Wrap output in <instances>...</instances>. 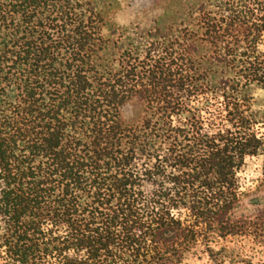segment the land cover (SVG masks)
<instances>
[{
  "label": "trees",
  "instance_id": "1",
  "mask_svg": "<svg viewBox=\"0 0 264 264\" xmlns=\"http://www.w3.org/2000/svg\"><path fill=\"white\" fill-rule=\"evenodd\" d=\"M176 2L129 28L107 0H0V264H180L201 226L264 237V196L239 213L237 186L264 151V0Z\"/></svg>",
  "mask_w": 264,
  "mask_h": 264
},
{
  "label": "rangeland",
  "instance_id": "2",
  "mask_svg": "<svg viewBox=\"0 0 264 264\" xmlns=\"http://www.w3.org/2000/svg\"><path fill=\"white\" fill-rule=\"evenodd\" d=\"M110 2L111 9L109 15L117 25L128 26L140 24L148 26L150 19L158 18L160 15L167 18L172 13H176L178 3L176 0H107ZM264 51V45L261 46ZM249 97L251 111H260L264 113V88L252 85L249 88ZM209 102L214 103L213 98ZM207 98H193L191 106L194 108L206 107ZM222 101L218 100L215 107L224 108ZM130 112V111H129ZM128 116L137 117V110L132 111ZM222 116L218 120V125L213 131L228 128L224 116L225 113L220 112ZM131 114V115H130ZM261 116H257L254 130L259 136L264 135V124H262ZM209 118V115L204 114ZM261 121V122H260ZM211 121L208 123L210 124ZM211 126V125H210ZM238 195L241 198V206L239 213L252 215L255 208L252 205L255 197L264 196V151L261 154L246 158L244 165L237 173ZM183 219L187 218L192 226L196 221L188 218L187 212H180ZM179 215V213H177ZM181 215V216H182ZM198 240L193 249L183 255L180 264H252L264 263V237L249 236H229L221 238L218 234L206 230L201 226L196 228ZM4 264H13L9 261ZM48 264H60L59 260H49Z\"/></svg>",
  "mask_w": 264,
  "mask_h": 264
}]
</instances>
